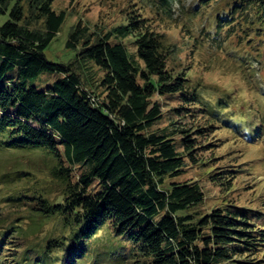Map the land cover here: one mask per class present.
<instances>
[{
  "label": "trees",
  "instance_id": "16d2710c",
  "mask_svg": "<svg viewBox=\"0 0 264 264\" xmlns=\"http://www.w3.org/2000/svg\"><path fill=\"white\" fill-rule=\"evenodd\" d=\"M55 1L0 0V16L9 14L0 27V154L42 152L63 191L61 201L37 197L46 223L61 234L21 248L13 238L24 233L4 224L0 264H100L99 232L129 242L135 264H264V210L227 203L204 211L198 181L167 182L183 174L187 159L197 162L202 146L189 130L154 128L165 113L153 99L177 102L180 116L210 114L250 141L264 135V116L250 118L259 109L237 124L234 97H207L206 85L185 73L178 46L154 27L158 19L136 10L105 33L78 22L67 42L79 49L75 59L49 60L46 49L67 18ZM178 1L187 21L205 22L192 33L194 44L222 46L244 70L254 69L252 61L264 67V0H196L186 8L184 0H146L145 8L174 19ZM44 72L63 77L42 90L30 81ZM95 78L104 97L92 91ZM236 171L213 178L224 186Z\"/></svg>",
  "mask_w": 264,
  "mask_h": 264
},
{
  "label": "rangeland",
  "instance_id": "374dc122",
  "mask_svg": "<svg viewBox=\"0 0 264 264\" xmlns=\"http://www.w3.org/2000/svg\"><path fill=\"white\" fill-rule=\"evenodd\" d=\"M195 1L184 0L185 8L196 3ZM145 4L146 0H56L54 8L58 12L66 11L67 18L61 31L46 49L47 58L60 63L75 59L79 49L68 48L67 42L78 22H82L91 31L105 33L117 25L127 23L130 11L136 10L158 19L154 21V27L178 46L179 58L186 67L185 73L193 81L206 85L207 97L213 100L222 92L234 97L231 107L236 113L237 124L248 123L247 118L241 116L254 108L259 109L260 115L254 116L251 113L250 118L256 120L259 116H264L262 63L252 61L256 62L252 64L254 69L244 70L234 62L231 55L222 52V46L213 49L211 46L214 47V44L201 48L198 43L194 44L192 33L201 32L205 22L200 18L193 20L194 22L187 21L185 13H179L180 1L176 3L174 19L156 16L145 8ZM8 19L9 14L0 16V27ZM125 41L131 49L134 48L133 37H128ZM101 74H96V77L99 79ZM61 77L63 74L44 72L30 83L45 90ZM94 81L92 91L104 97L103 88L95 87L98 81L96 78ZM153 100L161 103L165 113L154 128L170 126L172 129L189 130L197 138V146H202L197 152V162L187 159L188 166L183 174L168 178L167 182L198 181L205 191L204 211L223 207L227 203L264 210V135L254 141L246 140L239 129L232 124L222 123L221 119L213 120L210 114L194 112L195 116H180L173 110L179 106L177 102L158 94ZM200 128L207 130L199 133ZM52 162L37 151H9L0 154V230L10 222L17 225L16 231L24 234L13 240L21 248H25L27 242H45L47 234H61L62 228L53 221L46 223L47 217L37 205V197H44L50 202L61 201L63 198L60 184L50 176ZM225 168L237 171L231 183L222 186L213 177L216 172H222ZM9 176H13V179L10 180ZM12 194L20 195V198L10 199ZM93 243L94 248L103 253L100 264H135L136 258L131 256L129 242L113 237L108 232H99ZM85 264L92 263L88 261Z\"/></svg>",
  "mask_w": 264,
  "mask_h": 264
}]
</instances>
